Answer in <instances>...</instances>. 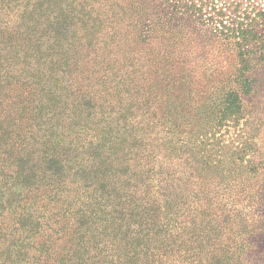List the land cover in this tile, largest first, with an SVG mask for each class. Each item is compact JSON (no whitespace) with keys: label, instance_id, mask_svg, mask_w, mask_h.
Listing matches in <instances>:
<instances>
[{"label":"trees","instance_id":"1","mask_svg":"<svg viewBox=\"0 0 264 264\" xmlns=\"http://www.w3.org/2000/svg\"><path fill=\"white\" fill-rule=\"evenodd\" d=\"M33 1L0 0L17 18L2 29L0 50L29 49L20 31ZM76 8L88 38L80 47L94 48L68 75L78 70L85 86L77 97L96 109L95 86L118 76L127 99L116 123L133 133L128 160L139 182L183 187L152 232L117 230L98 245L80 207L61 223L38 192L53 184L34 145L40 83L16 80L0 56V264H264V0H83ZM114 52L120 64L110 62ZM19 83L23 96L14 95ZM230 126L232 144L221 133Z\"/></svg>","mask_w":264,"mask_h":264},{"label":"rangeland","instance_id":"2","mask_svg":"<svg viewBox=\"0 0 264 264\" xmlns=\"http://www.w3.org/2000/svg\"><path fill=\"white\" fill-rule=\"evenodd\" d=\"M13 1L21 4L19 0ZM82 1L34 0L26 4L33 7L23 15L20 32H24V38H29V49L3 45L0 56L9 59L3 58L6 67L17 75L16 80L32 78L40 83L37 113L44 115L35 119L34 145L37 164L53 184L41 183L39 194L50 196L47 199L54 205L51 209L59 212L61 223L72 219V211L80 207L83 227L91 241L101 245L105 239L118 234L117 230L129 228L143 233L148 228L152 232L155 224L163 222L171 200L177 199L175 195L183 185L177 179L172 183L165 181L160 192L155 181L140 179L139 182L137 169L132 160H128V147L134 144L133 133L123 134L116 123L117 117L124 114L127 99L118 76H108L104 86H95L96 109L80 102L78 97L85 94V86L78 77V70L72 73V83L68 75L73 72L72 64L79 56H85L82 63L94 58L93 46L80 47L88 39L80 20L81 12L76 8ZM0 11L1 33L2 29L13 28L17 18L15 12ZM115 52L110 62L116 60V64H120L123 54ZM90 65L91 61L87 62L86 70ZM93 65L99 66L94 62ZM8 78L11 75L3 83L6 84ZM74 87L79 92L77 95H74ZM26 91L19 83L14 95L23 96ZM48 104L51 105L49 110ZM229 130V133L224 130L221 133L232 144L236 128L230 126ZM135 209L139 215L133 219ZM42 210L36 207V213Z\"/></svg>","mask_w":264,"mask_h":264}]
</instances>
